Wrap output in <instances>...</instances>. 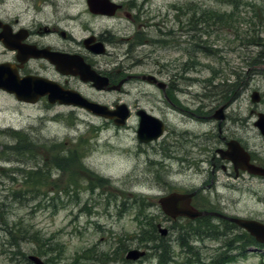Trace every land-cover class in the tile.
I'll list each match as a JSON object with an SVG mask.
<instances>
[{
  "label": "rangeland",
  "instance_id": "rangeland-1",
  "mask_svg": "<svg viewBox=\"0 0 264 264\" xmlns=\"http://www.w3.org/2000/svg\"><path fill=\"white\" fill-rule=\"evenodd\" d=\"M69 3L72 11L74 0ZM133 4L142 5L141 20H149L147 28L139 29L140 41L120 42L137 23L123 14L115 19L93 16L86 0L78 3L83 11L79 25L71 19L66 28L76 38L89 31L108 36L107 54L87 55L98 71L117 67L123 77L157 69L156 60L175 62L170 72L177 74L176 80L166 75L175 86L168 92L174 102L136 79L122 92H98L87 83L80 89L96 101L144 106L165 119L164 134L143 143L137 139L134 116L116 126L84 109L46 106L44 101L17 107L0 94V264H33L29 254L46 264H157L158 254L137 240L146 226L138 221V212L148 214L144 221L150 217L170 230L162 243L169 245L177 263L194 250L204 258L228 252L237 244L226 246L229 239L247 233L240 227L227 230V224L207 218L199 221L220 228L211 237L189 232L187 238L180 228L189 226L187 222L166 220L158 204L160 195L175 190L195 192L193 201L206 211L264 222V182L247 174L235 178L221 168L211 175L208 161L230 139L264 154V137L253 124L257 113H264V0ZM163 18L165 24L158 27ZM218 76L225 78L224 85L218 84ZM253 91L259 92V102L251 101ZM221 106L227 118L219 123L211 115ZM17 132L25 139L20 141L22 153L11 149L18 143ZM54 148L72 152L76 165L56 167ZM43 167L42 174L25 182L23 171ZM140 203H145L141 210ZM22 231L26 236L39 234L42 241H17L8 234ZM261 244H251L243 254L232 251L228 264H264ZM133 248L146 253L136 261L125 260Z\"/></svg>",
  "mask_w": 264,
  "mask_h": 264
},
{
  "label": "flooded vegetation",
  "instance_id": "flooded-vegetation-1",
  "mask_svg": "<svg viewBox=\"0 0 264 264\" xmlns=\"http://www.w3.org/2000/svg\"><path fill=\"white\" fill-rule=\"evenodd\" d=\"M110 1L116 3V7L110 14L93 13L89 10L88 6L87 10L93 16H102L107 19H115L119 14H123L126 18L136 22L137 25L131 35L127 36L125 33V38H122L119 41H128L132 43L139 40L140 34L143 33V31H140L139 29L142 27L147 28L149 26L148 19H146V21L141 20L142 14L139 12L142 11V5L137 6L133 4V0ZM78 3L79 0H74V5H72L74 9L70 11L69 7L71 5L69 0H0V94L10 98L17 107H29L36 105L39 101H44L46 106L60 105L84 109L87 111V109L78 104H74L75 99H77L79 97L78 94H80L88 100L106 105L112 111L117 110V105L125 104L127 118L135 117L137 129L141 119L139 113L145 111L149 115L152 114L157 116L163 122V128L165 130V119L140 104H135L133 107L126 101L122 100L113 101L112 104L106 103L102 100L96 101L90 99L81 91L80 85L87 83L98 92H122L124 85L128 81L136 79L157 88L160 91V94L166 98L169 103L173 100L168 97V92L174 90L173 88H175V86L173 85L172 78L169 77V79H167L166 75L169 73L171 74L170 71L172 70V66L173 68H176V65L174 61L172 65L170 62L166 63V61L156 60L157 69L152 68L148 73L126 74L123 77H119V73L122 72V69L117 67L98 71L94 67L93 62L88 59L87 55H98L99 53L107 54L108 51L106 45L108 42L106 38H108V36L105 34H95L90 31L86 36L81 38L73 36L72 30L70 32L66 27L70 28L71 19L74 26H76V24L79 25L78 21L81 18L83 11H79L82 7H80ZM164 24L165 21L163 18L158 24V27H163ZM160 39L161 42H165L164 36ZM71 41H73V43ZM144 41L148 42L149 40L145 38ZM73 44L75 45L72 47ZM96 46L101 47L103 51H94L93 49ZM55 58L57 61H55ZM74 62H81L83 65L87 64L97 75L104 77L106 83L101 88H96L93 81L83 80L80 77V74L76 72V66L73 64ZM154 62L155 61H153V63ZM61 67L67 68L68 72H63ZM126 69L127 67L125 66L124 70ZM171 75L176 80L177 74L173 73ZM13 87L20 89L23 96L29 99H20L15 92L7 89ZM40 92L42 93L38 95ZM35 97V102L30 101ZM53 98L55 99L54 102L51 101ZM98 117L116 125L115 119L117 118H115V116L112 118ZM164 130L159 137L164 134ZM230 140H236L245 150L247 149L239 140ZM228 141L224 142V147L216 148V152L219 153V149H227ZM209 147H206V152H208ZM220 156L221 154L219 153L208 159L212 169L210 170L211 175H214L216 169L220 170L221 168L227 174L232 175L235 178L247 174L250 178H259L264 182V174L249 173L239 167H235L232 161L226 159L223 160ZM221 162L223 163L221 164ZM249 162L264 169V154L249 152ZM171 192L180 191L175 190ZM171 192L164 193L160 195V197ZM194 197H196L195 192L191 198V205L196 209L205 210L202 205H198L193 201ZM163 215L166 220L173 221L181 219L187 223L191 222L189 218L184 216L172 217L164 212ZM208 216H211L213 220H217L218 223H216L219 225H224L222 221H228L222 216L207 215L206 217Z\"/></svg>",
  "mask_w": 264,
  "mask_h": 264
},
{
  "label": "water",
  "instance_id": "water-1",
  "mask_svg": "<svg viewBox=\"0 0 264 264\" xmlns=\"http://www.w3.org/2000/svg\"><path fill=\"white\" fill-rule=\"evenodd\" d=\"M86 2L89 7V10L93 13H109L110 14L112 13L113 9L116 7V3L111 2L110 0H86ZM93 50L96 52L103 51L102 48L99 46H96ZM55 61H57L56 58H55ZM73 64L76 66V72L80 74V77L85 81H88V80L93 81V84L96 88H101L106 83V79L104 77L97 75L96 72L92 70L90 66H88L87 64L83 65V63L81 62H74ZM61 69L63 72H68L67 68L65 67H61ZM7 89L15 92L17 97H19L20 99H29L23 96V93L20 89H17L14 87L7 88ZM42 92L38 93V95H40ZM78 96L79 97L75 99L74 104L76 103L79 106L86 108L88 111L96 115H100L104 117H111V118L114 116H117V119H115V123L117 125L124 123L127 117L126 107L117 108V110L112 111L106 105H101L100 103L88 100L87 98L81 96L80 94H78ZM250 97H251L252 102H258L260 100V94L257 91H253ZM30 101L35 102L36 97L31 99ZM51 101L54 102L55 99L53 98L51 99ZM139 114L141 118L140 119L141 127L138 130V137L141 139V141L147 142V141H150L152 139H156L157 137H159L163 131V123L161 121L157 123L154 119L153 122L154 124H156L154 125V129L148 130L149 128L147 126L150 125L148 123V118L150 117V115L147 114L145 111H141ZM216 116L221 117L220 112H217ZM257 116L258 117L254 121V125L259 129L260 133L264 136V113L258 112ZM227 146H228L227 150L219 149V153L221 155L228 154L227 157L233 162L235 167H239V168L241 167L243 169H246V171H248L249 173H253V174H258V173L264 174L263 168L255 166V165H251L248 163V157H247L246 150L236 140L228 141ZM192 195H193L192 193L181 194V193L173 192L164 197H161L159 199V203L161 205L162 210L166 214L172 217H176L178 215H184L190 218H195L198 216L208 214L207 211L197 210L190 205V199ZM212 214H219V213H212ZM227 218L231 222H234L235 224H237L239 227H242L245 230H247L252 236L255 237V239L258 242L264 243V224L263 223L253 220V219H244L240 217H227ZM160 226L158 227L161 233L165 234L167 231V228L162 227V226L161 228ZM144 254H145L144 250L133 248L127 251L125 258L127 260H137L140 257H142ZM28 259L33 264H46L41 258H39L37 255H34V254L29 255Z\"/></svg>",
  "mask_w": 264,
  "mask_h": 264
},
{
  "label": "trees",
  "instance_id": "trees-1",
  "mask_svg": "<svg viewBox=\"0 0 264 264\" xmlns=\"http://www.w3.org/2000/svg\"><path fill=\"white\" fill-rule=\"evenodd\" d=\"M176 11H178V8H175ZM220 19L223 18V15L218 16ZM227 21V20H226ZM217 79H220V82L218 84H223L225 82V78H222L221 76L215 77ZM217 84V85H218ZM15 138H18L17 141L18 143H14L11 149L18 150L20 153L23 152L22 146L20 141H25V139L19 137V133L17 132L14 134ZM25 145V144H24ZM20 149V150H19ZM28 150H29V145H28ZM55 150V148H54ZM56 151V150H55ZM73 159V154L72 152H69L68 154H63L61 152H55V156L53 159V162L55 163L56 167H64L66 165H71L74 163L76 165V160L74 161ZM45 170L38 168L37 170H25L23 171L25 173V182H29L32 180L34 177H38L40 174H42ZM28 180V181H26ZM44 193V192H43ZM145 203H140L139 204V210L144 208ZM148 214H141V212H138L137 214V219L139 222L144 223L145 228L140 230L137 234L136 237L138 238V242L143 245V247L148 248V249H153V251L158 254L159 260L157 264H228L231 261V251L233 249L239 248V246H242L240 248L244 249V247L248 244H253L255 243L254 238L249 235L248 233H245L244 236H236V241L233 240V238L229 239V244H226V246L235 244L232 247L230 246L228 252H222L219 254H213L211 258H204L201 254V252H198L194 250L193 252H190L189 254L184 253L187 258L181 262L177 263L176 260L173 258L171 254V249L169 248V245L162 243L165 238L161 237L158 232V225L155 224L153 221H151V218L149 217L147 222L144 221V218L147 217ZM199 220H207L205 218H200L195 221H191L187 223L189 226H181L180 228L182 232L185 233V236L188 238L191 234L189 232H193L195 234H200L202 237H211L213 233H215V229L220 228L218 225H206L204 222H200ZM230 226L236 227L234 224H230ZM187 227L186 231H184L185 228ZM201 227H206V231L201 229ZM227 230H232L230 227H226ZM26 231H22L21 233H18L16 235H12V232H9L8 234L11 236L12 239L17 240L20 239L22 241H30V239L35 238L36 240L39 241V243L42 241V236L36 233H31L29 235H25ZM205 235V236H204ZM211 235V236H210ZM234 242V243H233ZM45 246V245H43ZM236 247V248H235ZM45 254V253H44Z\"/></svg>",
  "mask_w": 264,
  "mask_h": 264
},
{
  "label": "bare ground",
  "instance_id": "bare-ground-1",
  "mask_svg": "<svg viewBox=\"0 0 264 264\" xmlns=\"http://www.w3.org/2000/svg\"><path fill=\"white\" fill-rule=\"evenodd\" d=\"M199 9H200V8H199ZM256 40H257V39H256ZM254 41H255V40H254ZM129 52H130V51H129ZM258 102H259V101H258ZM101 105H103V104H101ZM123 107L125 108L126 105H125V104H119V105H117V108H123ZM217 112H220L221 117L216 116ZM211 116L214 117V118H216V119H218V120H219V123H221L222 121H224V120L227 118V117H226V114H225V112H224V108H223V106H221L220 108L216 109L215 112H214ZM127 119H128V118H127ZM127 119H126V121H124L123 124H120V125H117V126H123V125H125V124L127 123ZM154 119H155V121H156L157 123L161 121L157 116L150 114V117L148 118V123L150 124V125L147 126V127L149 128L148 130L154 129V125H156V124H154V122H153ZM140 127H141V122H139L138 129L136 130V136H137V139H138L139 141H141V139L138 137V130H139ZM226 150H227V149H226ZM249 152H252V151H249V150L247 151V149H246V153H247V157H248V163L251 164V165H254V164H252V163L249 162ZM227 156H228V154H226V155L224 154V155H221L220 157H221L223 160H224V159H226V160H230ZM240 168H241V167H240ZM43 169L46 170L45 167H43ZM241 169L246 171V169H243V168H241ZM26 181H28V180H26ZM158 226H160V225L158 224ZM160 227H161V226H160ZM161 228H162V227H161ZM158 232H159V235H160L161 237H164V238H168V236H169V234H170V230H167L165 234H162L161 231H160V229H159V227H158ZM126 253H127V252H126Z\"/></svg>",
  "mask_w": 264,
  "mask_h": 264
}]
</instances>
